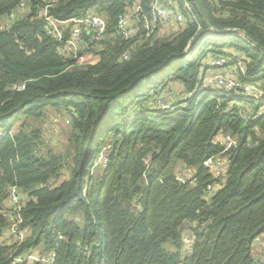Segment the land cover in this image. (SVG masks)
Wrapping results in <instances>:
<instances>
[{
  "label": "trees",
  "instance_id": "trees-1",
  "mask_svg": "<svg viewBox=\"0 0 264 264\" xmlns=\"http://www.w3.org/2000/svg\"><path fill=\"white\" fill-rule=\"evenodd\" d=\"M176 1L182 23L158 38L144 26L154 0H58V20L91 11L107 21L104 38L84 34L98 60L77 67L37 14L44 0H0V17L20 2L27 9L0 29V264L37 246L53 254L49 264H259L251 245L264 232V0ZM135 2L137 30L126 38L117 20ZM235 54L239 80L262 94L203 82L210 55ZM47 107L69 116L71 157L39 127ZM220 133L237 142L214 177L203 161L222 150ZM11 186L24 194L20 243L2 240Z\"/></svg>",
  "mask_w": 264,
  "mask_h": 264
},
{
  "label": "built area",
  "instance_id": "built-area-1",
  "mask_svg": "<svg viewBox=\"0 0 264 264\" xmlns=\"http://www.w3.org/2000/svg\"><path fill=\"white\" fill-rule=\"evenodd\" d=\"M58 0H44V4L38 10V16L42 17L45 21V28L48 33L56 36L60 42L58 52L63 56L74 57L75 63L80 64H92L97 60H93L92 55L88 48V43L85 41L84 34H92L95 36L94 40H100L104 38L105 29L107 25L106 18L95 13L88 11L84 16L79 18H70L67 20H58L51 13L50 8ZM184 1V0H183ZM167 7L164 6L160 0H154L153 11L149 21L145 22V32L146 35L148 31L153 30L159 19H170L172 16L175 17V21L178 26L181 25L183 17L180 13H174L172 8L177 4L176 0H167ZM184 5L188 7V3L184 1ZM164 6L167 9L160 10L158 7ZM21 10H27L24 2H20L17 7ZM141 11V6L138 2H135L130 7H128L122 14L119 15L117 20V34H122L124 37L131 36L136 30L137 25L135 22V14ZM166 18L165 16H168ZM21 16V15H20ZM14 18V13L11 12L5 15V19L0 20V29L8 27ZM135 29V30H134ZM68 30V31H67ZM67 31V34H65ZM214 34H218V31L210 30ZM241 35V34H240ZM192 41L189 42L188 47L192 45ZM232 50L228 51V54L233 56ZM96 54V53H95ZM98 56V55H95ZM129 56V52L125 51L122 53L121 58L126 59ZM235 61H232L228 56H218L210 55L207 59L208 63L211 65L209 68H204L202 71V80L205 84L216 86L224 89H235L242 93L257 96L262 94V90L254 82H241L239 80V73L245 72V65L241 60L240 56L235 54ZM99 58V57H98ZM211 70V74H206L207 70ZM264 112V109L261 110ZM239 115L243 119L249 118V113L246 109L241 108L239 110ZM218 143L222 146V150L216 154H212L206 157L203 161V165L213 174L214 177H223L227 166V157L224 154L225 151L236 145V138L230 133H220L217 136ZM179 178L183 179L185 176L179 175ZM208 192L213 191L211 185L207 186ZM24 204V194L16 186H11L8 190L7 200L4 203V208L7 210V220L8 224L4 229V236L2 240H6L12 237L13 241L17 243L22 242L26 237V228L22 226V217L20 215V210ZM9 222L12 224L9 225ZM252 248L254 252H252ZM251 253L256 258L259 264H264V232L258 235L252 242ZM20 255H16L10 264L15 263L20 259ZM53 254L49 253L48 264L53 260ZM47 258V259H48ZM37 261L40 258L33 257ZM20 264H25V260L20 261ZM28 264V262L26 263Z\"/></svg>",
  "mask_w": 264,
  "mask_h": 264
},
{
  "label": "rangeland",
  "instance_id": "rangeland-1",
  "mask_svg": "<svg viewBox=\"0 0 264 264\" xmlns=\"http://www.w3.org/2000/svg\"><path fill=\"white\" fill-rule=\"evenodd\" d=\"M161 3L167 7V0L165 1H161ZM161 6L158 7L161 11L164 9H167L166 7ZM164 8V9H162ZM166 18L169 17L165 16ZM137 28V27H136ZM176 28H177V23L175 21V17H171L170 19H159L158 22H156L155 27L153 28L152 32L148 31L149 35L152 36H156V37H166V36H170L172 33L176 32ZM135 30V29H134ZM90 53H92L91 56L93 60H97L99 55L93 53L92 51H90ZM98 55V56H95ZM84 65L87 64H80L77 63L76 66L77 67H85ZM206 74H211V70L208 69ZM170 86H172L170 88ZM170 86H167V88H164L161 92H162V97H160L159 99H157V103H162L164 102V100L166 98H170L172 96V92L171 89L176 88L177 87V83L176 84H171ZM46 114V118L44 120H42L39 124V127L42 131V133H45V138L49 144V146L51 147V149H53L56 153L62 155L65 154V152L67 154H71L72 152V146L69 136H70V128H69V116L62 110L60 109H54L51 107H47L46 109H44ZM23 118H21L20 120L16 121L14 123V126L12 127L11 131H15L20 122L22 121ZM37 120V119H35ZM3 127L0 129L2 130ZM45 147V145H44ZM48 146L46 145V148ZM71 157V155H70ZM180 168V166H178V169ZM12 224L11 222H9V225ZM6 236H4V238H6ZM13 239L12 237H9L5 240L7 242H11ZM49 251L45 250V247L43 246H37L35 248H31L29 250H25L21 256L20 259L18 261H16L13 264H20V261L25 260V264L28 262V264H48L47 262L49 261L50 258H48L49 256ZM37 257L40 258V260H45L46 261H37L35 259H33V257ZM48 258V259H47Z\"/></svg>",
  "mask_w": 264,
  "mask_h": 264
},
{
  "label": "crops",
  "instance_id": "crops-1",
  "mask_svg": "<svg viewBox=\"0 0 264 264\" xmlns=\"http://www.w3.org/2000/svg\"><path fill=\"white\" fill-rule=\"evenodd\" d=\"M12 12L14 13V18H17V17H19L20 15L22 16V15H24L25 13H27V10H21V9L16 8V9H14ZM14 18H13V19H14ZM2 19H5V15H3L2 17H0V20H2ZM252 252H254V249H253V248H252Z\"/></svg>",
  "mask_w": 264,
  "mask_h": 264
},
{
  "label": "water",
  "instance_id": "water-1",
  "mask_svg": "<svg viewBox=\"0 0 264 264\" xmlns=\"http://www.w3.org/2000/svg\"><path fill=\"white\" fill-rule=\"evenodd\" d=\"M182 225L183 226H189V222L188 221H184Z\"/></svg>",
  "mask_w": 264,
  "mask_h": 264
}]
</instances>
